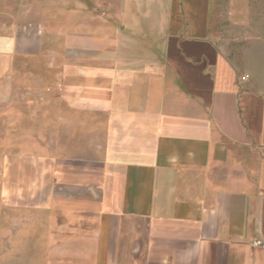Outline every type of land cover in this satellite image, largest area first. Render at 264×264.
Here are the masks:
<instances>
[{
    "label": "crops",
    "instance_id": "1",
    "mask_svg": "<svg viewBox=\"0 0 264 264\" xmlns=\"http://www.w3.org/2000/svg\"><path fill=\"white\" fill-rule=\"evenodd\" d=\"M225 1L0 0V218L35 238L0 264H264V74Z\"/></svg>",
    "mask_w": 264,
    "mask_h": 264
},
{
    "label": "rangeland",
    "instance_id": "2",
    "mask_svg": "<svg viewBox=\"0 0 264 264\" xmlns=\"http://www.w3.org/2000/svg\"><path fill=\"white\" fill-rule=\"evenodd\" d=\"M255 1L256 9L250 7L243 9L239 0H226L223 3L217 44L228 57L236 62L240 75L255 74L262 77L264 74V0ZM49 107H55V101L49 100ZM49 120L52 135L56 128V120L52 115ZM12 126L23 128L24 124H13ZM20 137L21 139L26 138V136ZM7 220L8 229L4 235L0 218V244H14L16 249L34 244V225L20 229L18 216H14V213L9 214ZM12 254L11 252H0V258ZM14 255H18V251Z\"/></svg>",
    "mask_w": 264,
    "mask_h": 264
},
{
    "label": "built area",
    "instance_id": "3",
    "mask_svg": "<svg viewBox=\"0 0 264 264\" xmlns=\"http://www.w3.org/2000/svg\"><path fill=\"white\" fill-rule=\"evenodd\" d=\"M258 243H259V244H261V243H262V241H258Z\"/></svg>",
    "mask_w": 264,
    "mask_h": 264
}]
</instances>
